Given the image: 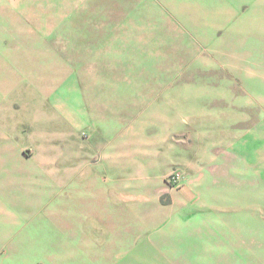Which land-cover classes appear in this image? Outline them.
Listing matches in <instances>:
<instances>
[{
    "label": "rangeland",
    "instance_id": "rangeland-1",
    "mask_svg": "<svg viewBox=\"0 0 264 264\" xmlns=\"http://www.w3.org/2000/svg\"><path fill=\"white\" fill-rule=\"evenodd\" d=\"M140 3L101 0L100 5L110 10L100 12L89 5L90 15L96 17L83 19L89 25L73 21L67 34L60 29L55 33L63 39L55 43L53 53L64 58L56 61H66L69 72H76L86 51V67H99L89 53L93 45L99 51L93 36L111 35L120 47L129 41L130 48L111 60L116 74H85V84L105 79L135 85L132 111L141 104L149 112L150 124L159 125L157 132L161 125L166 130L172 127L180 142L175 149L195 151L202 159L194 183L167 184L180 192L181 228L200 233L197 237L213 238L212 258L222 264H264V0H145L143 4L153 9H144ZM127 7L132 10H123ZM140 42V49H133ZM130 67L132 74H119ZM83 91L82 104L88 113L95 104L96 114L110 115L107 100L113 99L108 95L112 88L98 91L86 86ZM1 95L3 140L17 146L26 161L16 157L13 162L12 154L0 151V235L7 230L34 233L33 241L42 247L69 240L75 244L71 250L76 261L77 246L91 238L86 230L95 219L79 210L75 163L51 164V159L58 164L62 160L61 132H53L58 139L46 130L41 134L51 152L33 131L36 111L47 118L52 112L61 114L58 105L51 107L56 97H47L48 101L25 86ZM166 95L176 101L164 100ZM160 100L166 104L163 112L155 105ZM13 119L20 127L18 139L14 137L18 127L11 128ZM69 138L71 152L76 154L89 132L80 130ZM71 161H77L76 155ZM175 169L184 175L181 168ZM81 232L87 236L77 242ZM100 246L95 250H101ZM5 254L2 248L0 257ZM49 257L43 252L34 264H47Z\"/></svg>",
    "mask_w": 264,
    "mask_h": 264
},
{
    "label": "crops",
    "instance_id": "crops-1",
    "mask_svg": "<svg viewBox=\"0 0 264 264\" xmlns=\"http://www.w3.org/2000/svg\"><path fill=\"white\" fill-rule=\"evenodd\" d=\"M144 1L140 0L142 4ZM100 4L101 0H0V115L5 112L3 91L25 86L46 99L56 97L51 107L58 105L61 114L57 116L52 112L47 118L36 111L34 122L37 129L33 131L44 139L45 146L49 144L44 138L45 130L51 133V138L55 137L53 132H61L62 160L58 164L51 159V164L75 163L79 210L84 217L90 215L95 219L92 227L86 230L91 238L87 243H79L75 250L79 256L76 261L72 259L74 250H71V245L75 244L69 240L61 244L50 242L42 247L33 241L34 233L7 230L0 235V250L5 248L7 252L0 257V264H34L36 256L43 252L50 256L47 264H222L212 258L213 238L197 237L200 233L181 228L180 192L166 183V177L174 168H181L184 173L179 187L194 183L202 159L195 151L175 149L180 142H177L179 138H174L172 127L166 130L161 125L157 132L155 129L158 130L159 125L150 124L147 120L149 112L141 109V104L132 111L130 97L135 85L105 79H93L92 84H85L88 82L85 74H116L111 60L130 48V42L126 40V46L120 47L111 41V35H106L107 38L93 36L92 42L98 43L99 51L97 45H93L89 53L99 62V67H86L89 58L86 51L76 72H69L66 61L64 64L56 61L64 58L53 53L55 43H62L63 39L62 35L55 33L60 29L67 34L73 21H80V26L89 25L83 19L96 18L90 15L89 5H94L92 8L99 12L110 10ZM142 8L153 9L145 5ZM141 42L133 49L139 50ZM129 69L119 74H132L131 67ZM73 73L76 78L60 77ZM85 85L98 88V91L103 87L112 88L108 95L113 99L107 100L111 105L108 107H112L109 116L101 117L100 112L96 114L95 104L88 113L82 104ZM168 97L166 95L164 100L176 101ZM163 101L155 104L161 112L166 107ZM176 107L180 104L176 103ZM133 116L138 119L134 120ZM11 122L13 130L18 127L14 136L18 139V121L13 119ZM84 129L88 130L89 138L77 146L74 154L69 137ZM5 137L0 118V140ZM45 146L41 150L52 152ZM0 151L12 154L13 162L16 157L26 161L21 158L17 146H9L4 140L0 142ZM72 155H76V162L71 161ZM81 234L77 236V242L87 236ZM99 244L101 250H95Z\"/></svg>",
    "mask_w": 264,
    "mask_h": 264
},
{
    "label": "built area",
    "instance_id": "built-area-1",
    "mask_svg": "<svg viewBox=\"0 0 264 264\" xmlns=\"http://www.w3.org/2000/svg\"><path fill=\"white\" fill-rule=\"evenodd\" d=\"M183 178L182 171L175 169L166 177V183L172 187H179Z\"/></svg>",
    "mask_w": 264,
    "mask_h": 264
}]
</instances>
